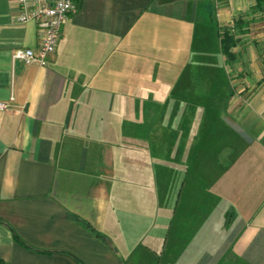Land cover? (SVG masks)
Instances as JSON below:
<instances>
[{"label": "crops", "instance_id": "0c3cea01", "mask_svg": "<svg viewBox=\"0 0 264 264\" xmlns=\"http://www.w3.org/2000/svg\"><path fill=\"white\" fill-rule=\"evenodd\" d=\"M74 6L46 65L24 66L11 54L37 47L35 24L17 22L16 0H0V102L9 104L0 111V264H264V196L208 227L201 180L184 178L176 199L177 181L159 177L140 130L167 99L159 74L212 65L206 35L219 50L218 29L263 16L254 1ZM254 98L241 126L246 153L264 160V87ZM192 186L198 209H179Z\"/></svg>", "mask_w": 264, "mask_h": 264}, {"label": "rangeland", "instance_id": "374dc122", "mask_svg": "<svg viewBox=\"0 0 264 264\" xmlns=\"http://www.w3.org/2000/svg\"><path fill=\"white\" fill-rule=\"evenodd\" d=\"M250 18L243 33L235 31L236 59L224 65V74L218 41L210 32L206 36L212 42L203 46H207L212 65L193 73L188 67L180 69L176 59L168 74H159L162 85L169 86L167 99L153 106L152 120L140 125L143 141L151 139V154L160 162L159 177L177 181L176 199L181 188L178 183L184 178L191 179L192 184L201 180L208 227L220 221V214L226 223L231 215L257 208L264 196L260 186L264 160L257 151L253 156L246 153L250 142L241 126L254 97L264 87V15ZM166 160L169 166L163 163ZM198 188L192 186L183 192L179 209L186 201L198 209L192 196Z\"/></svg>", "mask_w": 264, "mask_h": 264}, {"label": "built area", "instance_id": "2783aa9c", "mask_svg": "<svg viewBox=\"0 0 264 264\" xmlns=\"http://www.w3.org/2000/svg\"><path fill=\"white\" fill-rule=\"evenodd\" d=\"M16 2L19 6L17 22L32 21L35 24L38 45L35 49L14 50L11 59L24 66L32 64L45 66L48 56L56 50L63 24L74 12V0H16ZM8 108V103L0 102V111Z\"/></svg>", "mask_w": 264, "mask_h": 264}, {"label": "trees", "instance_id": "16d2710c", "mask_svg": "<svg viewBox=\"0 0 264 264\" xmlns=\"http://www.w3.org/2000/svg\"><path fill=\"white\" fill-rule=\"evenodd\" d=\"M253 1V13H259L261 15H264V0ZM246 26L247 25L243 23V19L240 18L234 23L233 26L224 29H218L219 50L225 65L233 63V61H235L236 59V55L233 52V49L238 44V39L236 38L235 31L239 30L241 33H243L242 28ZM82 224L90 231H92L97 237L105 241L104 237L99 233L95 232L87 223Z\"/></svg>", "mask_w": 264, "mask_h": 264}]
</instances>
